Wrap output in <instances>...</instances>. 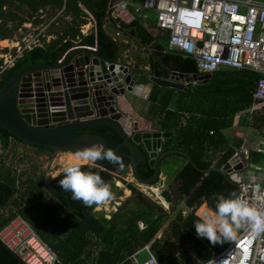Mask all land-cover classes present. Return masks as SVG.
I'll use <instances>...</instances> for the list:
<instances>
[{
    "label": "trees",
    "instance_id": "16d2710c",
    "mask_svg": "<svg viewBox=\"0 0 264 264\" xmlns=\"http://www.w3.org/2000/svg\"><path fill=\"white\" fill-rule=\"evenodd\" d=\"M109 1L0 0V40L12 39L14 33L28 21H32L34 25L42 23L43 20L38 16L47 9L54 15L61 12L58 18L62 16L61 19L66 21L53 39H43L42 46L24 50L0 74V92L21 69L38 64H55L73 45L96 47L101 57L111 61L118 44L112 43L102 28L107 23L113 29L111 22L106 19ZM86 12L96 21V33L83 35L80 31V27L87 23ZM33 17L37 18L33 20ZM123 29L129 36L138 37L140 46H152V38L141 24H132ZM159 43L153 44L155 51L148 56V75L165 77L166 72H162L160 67L180 75L197 74L193 60L184 59L175 53L163 56L161 49L166 45V39H160ZM128 47L123 46L124 50ZM1 51L2 49L0 54ZM12 55H15V49ZM135 60V66L132 67L137 73L139 59L135 57ZM1 63L0 59V65ZM260 78L249 71L221 70L211 75L206 85L193 86L185 91L176 90V95L173 94L174 89L152 86L148 96L151 101L150 113L156 117L152 123L159 131L171 133L164 140L162 152L179 150L187 153L192 160L176 175V182H180L179 191L185 197L184 203L189 210L186 216L183 215V209H177V204L172 205L171 210L164 215L118 207L109 220L96 216L93 213L96 206L86 207L82 202L73 200L71 192H65L59 185L64 171L47 183L43 173H39L34 157L51 155L52 151L26 146L0 127V146L3 150L0 155V230L14 217L21 216L51 246L58 258L56 264H131L128 258L144 244L150 245L160 264L177 255V251H187L198 264H202L209 259L211 252H220L225 241L213 245L207 238H199L194 226L198 218L195 211L200 203L205 202L215 213L217 196L227 198L238 191V185L220 171L235 153L223 131L233 126L235 116L242 111L245 115L240 117L239 124H250L263 130V114H255L252 120L246 115V109L253 104V94ZM147 83L148 80L140 84ZM173 97L175 100L172 103ZM155 103H159L157 108ZM81 130L103 137L108 148L118 149L117 155L121 157L119 164L101 160L96 162L99 166L97 168L81 166L82 170L98 171L109 183L111 176L108 172L114 173L118 167L128 164L126 149L119 148L121 137L107 124ZM241 143H236L235 147H240ZM16 144L30 151L25 158L30 163L23 159L19 161L14 155L11 148ZM220 152L223 155L212 165L215 155ZM259 158L255 153L250 154L252 161L257 162ZM18 161L23 170L19 169ZM249 161L247 159V163ZM211 166L213 169L205 175L204 170ZM137 172L143 180L153 175V169L147 163L137 165ZM125 188L135 191L130 184H125ZM162 195L171 203L168 192L164 191ZM158 209L163 211L160 206ZM210 210L202 205L197 215L201 217L205 213H212ZM123 211L129 213H122ZM169 214L173 218L165 226L164 217ZM138 222L146 225L143 231L138 229ZM0 264L23 263L0 242Z\"/></svg>",
    "mask_w": 264,
    "mask_h": 264
},
{
    "label": "built area",
    "instance_id": "2783aa9c",
    "mask_svg": "<svg viewBox=\"0 0 264 264\" xmlns=\"http://www.w3.org/2000/svg\"><path fill=\"white\" fill-rule=\"evenodd\" d=\"M86 14L87 22L93 20V33H96V22L88 12ZM38 17L43 20L46 14L41 11ZM36 18L33 17V20ZM106 19L113 26L114 35H109L112 43L129 46V55L135 47L127 41L129 34L123 29L126 26L141 24L152 38V46L154 43L160 44V39L165 38L166 45L161 49V55L175 53L184 59L193 60L197 74L184 76L211 77L221 69L249 71L259 75L261 78L253 94L254 104L249 111H262L264 114V0H115L113 5L108 6ZM51 24L52 22L49 26ZM32 26L33 22L28 21L18 30L33 29ZM82 27L83 25L80 31L83 34ZM30 36L32 34L29 33L22 36L23 44L17 40L15 55L11 52L0 54V59H3L0 74L13 64L21 52L43 45L38 44L41 43L38 35V39ZM52 37L47 38L51 40ZM152 46L148 47L151 55L155 51ZM95 48L87 49L95 51ZM62 59L63 57L58 62ZM110 86L111 84L108 85ZM255 152L264 156V131ZM248 156L242 152L234 153L229 158L230 172L225 174L231 179L234 172H239L234 170L239 164L245 170ZM251 177H255V180ZM236 185V195L259 203L260 199L264 198V167L250 170L247 181ZM137 186L141 189L142 185L137 183ZM146 188L151 191L152 187ZM141 190L145 192L144 189ZM158 203L162 205L159 199ZM164 209L169 210L170 205ZM188 212L189 210H184L183 215L186 216ZM138 226L141 229L146 228L144 223H138ZM0 242L23 264H56L58 261L51 247L20 216L13 218L0 230ZM141 252L146 253L147 260H139ZM210 259L216 261V264H264V234L253 235L250 229L241 228L236 232L234 239L225 241L220 252H211L209 259L202 264H209ZM130 260L135 264L158 261L149 244L132 254Z\"/></svg>",
    "mask_w": 264,
    "mask_h": 264
},
{
    "label": "water",
    "instance_id": "95a60500",
    "mask_svg": "<svg viewBox=\"0 0 264 264\" xmlns=\"http://www.w3.org/2000/svg\"><path fill=\"white\" fill-rule=\"evenodd\" d=\"M114 2L110 0L109 6ZM95 49L91 51L75 45L62 54L60 62L27 66L17 72L0 92V127L26 146L40 147L54 153L75 154L95 144L107 149L103 137L78 131L107 124L121 137L119 148L127 151L133 177L146 186L158 180L160 162L164 158L180 154L191 162L190 156L181 151L162 152V141L171 136L170 132L147 130L146 124L130 121L118 110L117 98L125 92L130 93L135 85L128 73L130 67L117 63V48L111 61L101 57ZM167 75L161 78L151 76L149 80L161 88L181 91L193 84L204 86L210 79L208 75L189 77L173 72L170 74V71ZM117 150L113 151L117 154ZM137 160L153 169L152 177L147 180L139 177ZM229 163L230 159L220 169L221 173L230 172ZM212 169L213 166L204 170V174ZM242 169L241 164L234 167L235 171ZM108 173L111 178L116 176V172ZM131 202H137L154 214L167 213L160 211L155 206L156 202L138 189L128 194L120 207Z\"/></svg>",
    "mask_w": 264,
    "mask_h": 264
},
{
    "label": "clouds",
    "instance_id": "9594fccd",
    "mask_svg": "<svg viewBox=\"0 0 264 264\" xmlns=\"http://www.w3.org/2000/svg\"><path fill=\"white\" fill-rule=\"evenodd\" d=\"M75 160L86 161L92 166L99 167L96 164L97 161L107 160L110 163L119 164L121 157L111 148L106 149L103 145L95 144L77 151ZM251 179L254 181L255 177ZM156 183L147 186L153 187ZM59 185L65 192H71L73 200L82 202L86 207L96 206L98 209L113 198L110 184L99 172L82 170L79 163L71 164L64 169ZM138 190L142 191L139 188ZM161 196L166 201L163 195ZM215 199V214L205 213L195 221L194 226L199 238H207L215 245L218 242L234 239L236 232L241 228L250 229L253 235L264 234V198L257 203L232 193L227 198L219 195ZM158 205L162 207L159 203ZM162 208L165 210L164 207ZM150 264H158V261L153 260ZM209 264H216V261L210 259Z\"/></svg>",
    "mask_w": 264,
    "mask_h": 264
},
{
    "label": "crops",
    "instance_id": "0c3cea01",
    "mask_svg": "<svg viewBox=\"0 0 264 264\" xmlns=\"http://www.w3.org/2000/svg\"><path fill=\"white\" fill-rule=\"evenodd\" d=\"M51 11L49 9H47L46 12H44V14H46V17H47V13ZM59 14H62L61 12L55 14V16L59 15ZM54 15V14H53ZM89 22H87L85 25L83 26H86ZM142 26V25H141ZM88 25L86 26V29H88ZM143 27V26H142ZM102 28L105 30L106 34L110 35V33L108 32V29H111L107 23H105ZM83 34H87V30L86 31H82ZM147 32V31H146ZM128 35V33H127ZM127 41H129V43L131 44V46L135 47V50H133L130 55H129V47L127 48V50H124L123 46H126L124 44H120L121 45V48H122V53H121V56L118 57V51L119 49H117V56H116V59H117V63L119 65H130V69H129V74L131 75L132 77V80H133V83H135V85H133V89L130 93H127L125 92V94L123 96H119L117 98V108L118 110L125 115V117L130 120V121H139L141 123H144L147 125V130H150V131H159L158 129H156V127L154 126V124L152 123L155 122L156 120V117H153V114L150 113V104H151V101L148 99V96H149V93L151 91V88L153 84L149 78L151 77L150 75H148V72H149V63L150 61H148V56H151V51L149 50V46H140V41H139V38L138 37H135L133 38L132 36H127ZM13 39V38H12ZM14 45V43H11ZM17 45V44H15ZM127 57V58H126ZM135 57H137V60H138V69H139V72L136 73V71H133V67L132 66H135V63H136V60H135ZM121 60V61H120ZM132 67V68H131ZM160 69L162 70V72H167L168 71H171L170 69H167V68H163V67H160ZM221 70H226V69H221ZM220 70V71H221ZM227 71H230V70H227ZM211 78V77H210ZM146 80H148L149 83L147 84H140L142 82H145ZM210 80V79H209ZM157 86V85H156ZM159 87V86H158ZM193 87V86H192ZM199 87V86H198ZM257 87V85H256ZM161 88V87H159ZM164 89V88H163ZM187 90V89H186ZM256 90V88H255ZM181 91H185V90H181ZM255 93V92H254ZM175 100V97L172 98V103L174 102ZM254 100V98H253ZM159 103H155V107L157 108V106ZM253 104H254V101H253ZM253 104L251 105L250 108H252ZM246 109L247 112H246V115L249 117L250 120H252L253 116L257 113H261L263 114L262 111H257L255 113H251L249 111V109ZM153 112V111H152ZM245 115L244 112L242 111L241 113H239L238 115L235 116V121H234V124L231 128L229 129H232V133H229L228 130L229 129H226L223 131V134L225 136H227V138L229 139V146L234 148V152L235 153H240L242 152L243 155H249L248 156V160L249 163L247 164L245 170L249 169L250 166H254L255 169L256 168H263L264 167V164L263 166H260V162L263 160L264 161V156L262 155H259L255 152V149L257 148L258 144L260 143L261 139L263 138V131H264V128L262 130V128H258V127H254L253 125H250V124H239V120H240V117ZM264 115V114H263ZM210 133H212V131H210ZM238 142H242L241 143V146L240 147H235L236 146V143ZM163 143H164V140L162 141V146H163ZM179 151V150H177ZM182 152V151H181ZM185 153V152H183ZM252 153H255V155L259 156L260 158L258 159L259 161L255 162V161H252L250 159V154ZM187 154V153H186ZM172 155H176V156H181V157H184V159H186V161L183 163L182 167L180 168V170L188 163L190 162L186 156H183V155H180V154H172ZM170 155V156H172ZM188 155V154H187ZM223 155V152H220V153H217L214 157V159L212 160L213 161V164L214 165L217 160ZM168 156V157H170ZM166 157V158H168ZM164 158V159H166ZM191 158V157H190ZM163 159V160H164ZM128 160V159H127ZM162 160V161H163ZM162 161L160 162V175H159V178H158V185L156 186L157 190L159 193H162L164 191L168 192L169 193V196L171 198V203H169L170 207L172 205H176L178 204V202L180 200H182V202L184 203V200H185V197L182 196V192L179 191V186H180V182H176V176L174 177V179L172 180H169L166 178L165 174L163 173V169H162ZM252 162L254 163V165L252 164ZM84 166H87V165H84ZM90 166V164L88 165ZM128 168L127 170L130 171V174L132 176V179H135V177H133L132 175V172H131V169L129 167V161H128V164H127ZM126 167V166H123V167H118V169L115 170L116 174L123 172V171H127V170H124L123 168ZM136 169H137V163H136ZM243 170V169H242ZM242 170H239L242 171ZM64 170H62L60 173H62ZM114 172V173H115ZM59 173V174H60ZM58 174V175H59ZM57 175V176H58ZM177 175V174H176ZM56 176V177H57ZM244 177V176H243ZM118 179V178H117ZM232 179V178H231ZM232 181L235 182V180L232 179ZM136 182V181H135ZM117 183L118 182H115V186H117ZM156 183V184H157ZM119 187V186H117ZM143 187V189L145 190L144 194H148L147 193V188L146 186H141ZM169 187V188H168ZM177 187V191H175L174 193L172 192L173 188ZM127 190V189H125ZM151 190V189H150ZM129 191V190H128ZM151 194L154 196V193L152 191H150ZM124 193V191H123ZM125 194V193H124ZM150 195H148L149 197ZM157 199L158 201V198H155ZM113 206H116L117 208L120 207L119 204L116 202H113ZM163 205V204H162ZM185 205V203H184ZM201 205V204H200ZM198 205L199 207L197 208V210L203 205ZM164 206V205H163ZM206 208L208 210H210L207 206V204L205 205ZM125 207V206H124ZM165 207V206H164ZM169 207V206H168ZM168 207H165V208H168ZM186 207V205H185ZM145 208V207H144ZM146 209V208H145ZM187 209V207H186ZM100 207L97 209L95 208L93 210V213L95 214H99V216H103L101 213H100ZM147 210V209H146ZM171 209L168 210V212L170 211ZM183 210H185L183 208ZM188 210V209H187ZM197 210L195 211V215L199 218L200 216H198L196 213H197ZM203 211V209L200 211V213ZM213 214H215L212 210H210ZM199 214V213H198ZM105 215V214H104ZM111 215V214H110ZM19 216V215H17ZM97 216V215H96ZM21 217V216H20ZM104 217V216H103ZM110 217V216H109ZM15 218V217H14ZM22 218V217H21ZM105 218V217H104ZM106 220H109V218H105ZM26 221V220H25ZM27 222V221H26ZM28 223V222H27ZM138 223H142V222H138ZM29 225V224H28ZM30 226V225H29ZM32 227V226H30ZM33 228V227H32ZM138 229H140L141 231H143L144 229H141V227L138 226ZM34 230V229H33ZM35 231V230H34ZM36 232V231H35ZM37 233V232H36ZM38 235V233H37ZM39 236V235H38ZM40 237V236H39ZM41 238V237H40ZM42 239V238H41ZM43 240V239H42ZM44 241V240H43ZM46 242V241H45ZM47 243V242H46ZM48 244V243H47ZM49 245V244H48ZM145 245V244H144ZM143 245V246H144ZM50 246V245H49ZM141 246L140 248H138V250L135 252L137 253L139 250H141V248L143 247ZM51 247V246H50ZM52 250V248H51ZM53 251V250H52ZM54 252V251H53ZM153 252V251H152ZM55 253V252H54ZM133 253V254H135ZM154 253V252H153ZM182 253V252H181ZM142 254H146L145 252H141L140 253V256ZM155 254V253H154ZM176 254H180V252H176ZM56 255V253H55ZM132 255V254H131ZM130 255V256H131ZM156 256V254H155ZM57 257V255H56ZM148 258V257H147ZM147 258L145 260H147ZM157 258V256H156ZM129 261L131 262V264H135L133 263L131 260H130V257L128 258ZM58 260V258H57ZM140 260V259H139ZM144 260V261H145ZM158 260V259H157ZM141 261V260H140ZM58 262V261H57ZM159 262V261H158ZM160 264V263H159Z\"/></svg>",
    "mask_w": 264,
    "mask_h": 264
},
{
    "label": "rangeland",
    "instance_id": "374dc122",
    "mask_svg": "<svg viewBox=\"0 0 264 264\" xmlns=\"http://www.w3.org/2000/svg\"><path fill=\"white\" fill-rule=\"evenodd\" d=\"M55 15H53L52 13L48 12L47 13V17H45L42 21V23H39L37 25L33 24V29H26L24 28V30H17L14 35H13V39H5L9 41L8 46L3 43V40H0V49H2L1 53L2 55H4L5 53L8 54L11 52V54L13 53V50L15 49V44L17 43V40L20 41L21 44L22 43V36L24 34H32L33 39L37 38L36 35H38L39 40L41 41V43L38 44H43L44 41L43 39H47L48 40V36H53L52 38L55 37V35L60 32L62 30V28L65 26V20L61 19V17L55 19ZM52 22V25L49 26V24ZM89 26L88 29H86V26ZM86 26H83L81 28L82 31H86L87 33H91L94 32V22L93 20H90V22L87 24ZM108 32L110 33V35H114V30L113 29H108ZM37 38V39H38ZM11 43H14L11 44ZM163 45H165V43H162ZM75 46V45H73ZM118 57L121 56L122 53V48L121 45L118 44ZM3 60V59H2ZM121 61V60H120ZM173 94H177L176 90H173ZM229 133H232V129L228 130ZM10 150V148H9ZM11 150L13 151L14 155L17 156V158H19V161L21 159H23L24 161L26 160V155L28 152H30L29 150L25 149L24 147H20L18 146V144H16V146H13L11 148ZM3 153V150L0 146V155ZM70 155V153H55L53 155H42L40 157H34V162L37 163V165L39 166V173H43L46 183L53 180L54 178H56V176L62 171L64 170V168L61 165V160L65 158V156ZM18 161V165H19V169L23 170V166H21L20 162ZM186 161V159H184V157L181 156H176V155H172L166 159H164L161 163L162 165V169H163V173L165 174L166 178L169 180L174 179V177L176 176V174L180 171V168L182 167L183 163ZM26 163H30L28 161H25ZM34 164V163H33ZM252 164L254 165V163L252 162ZM264 161L262 160L260 162V166H263ZM255 166V165H254ZM254 166H250L249 169L247 170H242L240 172H234L231 175V178L233 180H235L236 183H240L241 181H247V177L249 175V171H255V167ZM63 168V169H62ZM116 174V173H115ZM244 176V179H243ZM118 178V179H117ZM115 182L117 183V187L115 186ZM110 186H111V191L113 193V198L105 205L100 206V213L105 217V218H109L110 214L114 213L117 210L116 206H113V202H117L119 204V206L122 204V201H124V198L128 196V194H130V191H128V193L125 192V184H130L133 188L138 189L137 186V182H135V179H132V176L130 174V171H123L120 172L118 174H116V176H112L110 182H109ZM143 185V184H141ZM157 184L153 185V186H157ZM169 188V187H168ZM141 189H143V187H141ZM124 191V193H123ZM175 191H177V187L173 188L172 192L174 193ZM146 194L147 196H149V198L151 200H153L154 202L158 203L157 199H155V196H153L151 194L150 191L147 190ZM203 205H206L205 202L202 203ZM201 204V205H202ZM125 208L129 209L130 211H146V209L140 205L137 204L136 202L130 203L128 205L125 206ZM186 209L184 203L182 202V200H180L177 204V209ZM171 209V207H170ZM168 212V210H167ZM122 213L128 214V211H123ZM105 214V215H104ZM146 214H149V212H146ZM197 214V213H196ZM97 216H99V214H96ZM203 216V215H202ZM165 226L168 225V222H170L173 218L172 214L166 215L165 217ZM181 252V251H180ZM147 258L146 254H142L141 256H139V259L141 261H144ZM163 264H198V261H196V259H194L189 253H187V251L182 252L180 254L174 255L171 258H168L167 261H165Z\"/></svg>",
    "mask_w": 264,
    "mask_h": 264
},
{
    "label": "bare ground",
    "instance_id": "6f19581e",
    "mask_svg": "<svg viewBox=\"0 0 264 264\" xmlns=\"http://www.w3.org/2000/svg\"><path fill=\"white\" fill-rule=\"evenodd\" d=\"M2 44H5L8 46L9 44V41L8 40H3V43ZM74 163H79L81 166H84V165H89V162H86V161H76L75 160V154H70V155H67L65 156L64 159L61 160V165L62 167L65 169L66 167H68L69 165L71 164H74ZM62 168V169H63ZM120 187V186H119ZM158 188V187H157ZM155 186H153L151 188V191L154 193V196L155 198H158L159 200L162 201V204L165 206V207H168V203L161 197V195L159 194L158 190ZM126 193H128L127 190H125ZM201 206V205H200ZM199 210V209H198ZM197 210V211H198Z\"/></svg>",
    "mask_w": 264,
    "mask_h": 264
},
{
    "label": "flooded vegetation",
    "instance_id": "af4514ba",
    "mask_svg": "<svg viewBox=\"0 0 264 264\" xmlns=\"http://www.w3.org/2000/svg\"><path fill=\"white\" fill-rule=\"evenodd\" d=\"M165 76H167V74H165ZM79 132H88V133H93V132H89V131H83V130H78ZM93 134H95V133H93ZM97 135V134H96ZM53 154H55L54 152H52L51 153V155H53ZM136 163H137V165H139V164H143L140 160H137L136 161ZM144 165V164H143ZM127 166V165H126ZM118 169V168H117ZM121 172V171H120ZM133 193V191H130V194H132ZM131 203H133V202H131ZM137 203V202H136ZM138 204V203H137ZM157 208H158V203H156V205H155Z\"/></svg>",
    "mask_w": 264,
    "mask_h": 264
}]
</instances>
